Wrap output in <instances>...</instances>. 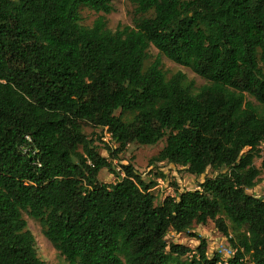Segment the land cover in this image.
I'll return each mask as SVG.
<instances>
[{"label":"trees","instance_id":"1","mask_svg":"<svg viewBox=\"0 0 264 264\" xmlns=\"http://www.w3.org/2000/svg\"><path fill=\"white\" fill-rule=\"evenodd\" d=\"M112 1L0 0V264H45L24 214L68 264H264V198L247 193L264 170V0H126L131 26L80 24L82 8L107 15ZM160 56L207 85L167 79ZM163 139L152 165L217 175L157 204L154 183L112 160ZM104 169L115 183L98 181ZM209 222L226 263L191 233Z\"/></svg>","mask_w":264,"mask_h":264},{"label":"rangeland","instance_id":"2","mask_svg":"<svg viewBox=\"0 0 264 264\" xmlns=\"http://www.w3.org/2000/svg\"><path fill=\"white\" fill-rule=\"evenodd\" d=\"M132 15L133 6L131 3L126 0H113L112 12L107 15L102 13L96 14L88 8H82L80 10V24L85 27H91L98 17L103 16L107 29L114 31L120 26H131ZM148 56L149 58L145 63L146 67L158 57L159 54L157 50L150 48ZM160 60L166 78L169 79L177 73H182L186 78L185 85L188 86L192 84L191 92L193 94L197 93L202 86L207 85L204 79L195 75L190 69L179 66L169 61L164 56H160ZM116 115H119V112ZM122 119L125 122H129L132 116L125 114ZM82 131L87 137L96 140L99 153L102 157L108 159V154L104 151V145L97 140L99 136H103V133L88 126H83ZM164 145L165 139L155 146L130 145L118 156V160H112L113 168L116 171H120V165H131L146 184L154 183L151 193L155 197V202L157 204H160L166 197L174 196L175 189L179 191H195L198 190V185L203 182L204 178L216 177L217 173H212L211 171H207L202 177H195L188 174L186 170L180 167L169 166L165 163L152 165V158L158 155ZM262 148H264V143ZM108 160L111 161L110 159ZM255 166L258 169L261 168V159L255 160ZM98 181L103 184H113L117 179L115 174L104 169L99 173ZM247 193L255 197L264 198V170L261 172L257 186L253 190L247 191ZM23 218L27 222V229L35 238V249L38 258L45 264H68L65 258L61 256L44 237L40 223L25 214ZM191 233L207 241V253L209 256L218 254L224 261H227L231 257V247L227 239L216 230L214 223L209 222L205 226L195 225L191 229ZM167 239L168 243L183 245L193 251L198 246V242L189 237L187 233L178 235L170 232ZM187 259H189V256L176 259L175 261L173 260L172 264H180Z\"/></svg>","mask_w":264,"mask_h":264},{"label":"built area","instance_id":"3","mask_svg":"<svg viewBox=\"0 0 264 264\" xmlns=\"http://www.w3.org/2000/svg\"><path fill=\"white\" fill-rule=\"evenodd\" d=\"M27 140H29V138H27ZM103 141L104 142H109L110 141V135L109 134H107L106 132H105V137L103 138ZM256 167V166H255ZM257 168V167H256ZM121 176H123V174H121ZM222 263H226V261H224L223 259H222Z\"/></svg>","mask_w":264,"mask_h":264}]
</instances>
